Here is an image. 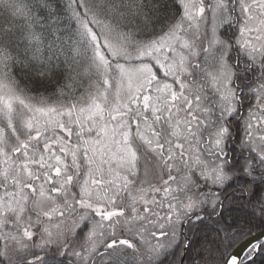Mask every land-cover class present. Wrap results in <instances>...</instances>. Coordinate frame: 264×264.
Instances as JSON below:
<instances>
[{
  "label": "snow or ice",
  "instance_id": "6c2138e0",
  "mask_svg": "<svg viewBox=\"0 0 264 264\" xmlns=\"http://www.w3.org/2000/svg\"><path fill=\"white\" fill-rule=\"evenodd\" d=\"M0 264H264V0H0Z\"/></svg>",
  "mask_w": 264,
  "mask_h": 264
}]
</instances>
